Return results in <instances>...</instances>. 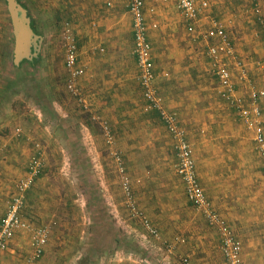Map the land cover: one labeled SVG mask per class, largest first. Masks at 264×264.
Masks as SVG:
<instances>
[{"label": "crops", "instance_id": "obj_1", "mask_svg": "<svg viewBox=\"0 0 264 264\" xmlns=\"http://www.w3.org/2000/svg\"><path fill=\"white\" fill-rule=\"evenodd\" d=\"M17 1L27 10L31 27L40 37L38 51L26 61L40 60L43 66L36 69L41 83L39 81L38 85L32 86L35 101L26 98L22 101L12 84L0 85V224L7 203L17 191V183L26 176L28 160L35 152L34 145L38 143L45 167L27 191L21 215L33 227L56 223L53 230L56 229L52 231V237L48 238L43 258L34 264H58V260H61L59 264H75L78 259V253L75 254L74 250L73 256L68 257L72 253L70 248H61L63 257L57 255L55 252L58 250L54 251L52 247L54 238L63 239L60 229L64 224L58 215L65 214L60 209L62 197L52 199V179L59 174L51 170L54 168L59 172L66 167H74V163L79 165L83 159L87 167L95 168L92 183L97 188V195L113 209L109 210L111 215L108 217L116 219L121 215L123 222L129 221L131 228L129 233L127 231L128 238L139 239V246L143 245L140 238L148 237L156 243V239L150 235H140L144 227L139 226L141 223L138 220L139 224H133L124 209L119 207L120 197L115 179L105 173L107 168L114 166L97 125L89 119L92 115L107 121L117 148L123 151L126 169L132 172L133 179L140 178L141 184L134 185V192L138 195L142 212L164 240L176 245L174 252L166 256L167 262L178 264L184 257L188 264H226L220 252L218 233L215 229L209 231L208 228L198 227L196 220L199 216L186 198L182 180L180 189L177 188L178 184L174 186L171 181L173 176L169 171L174 173L177 161L172 147L173 140L158 111L144 99L136 80L137 65L133 55L129 0ZM194 1L197 4L206 1L208 7L200 11L195 25L190 27L182 16L178 0H143L146 36L154 66L153 87L164 100V108L177 112L178 121L194 141L193 158L198 181L214 210L241 242L243 264H264V224L259 225V218L252 217L254 213L247 215L242 222L246 231L236 232L232 228L235 226L233 219L226 220L223 216L225 213L230 215L240 211L239 206L243 204H252L260 190L261 175L255 172V167L263 163L256 151L250 149L253 137L232 131L230 123L216 135L210 131L211 122L207 111L202 115L203 119H197L194 115L196 106L201 104L198 90L195 89L199 85L194 77L203 75L205 62L211 71L207 58L210 39L207 38L213 19L223 24L236 55L247 62L249 75L258 82L261 80L260 75H264V67L259 66L264 63V46L255 37L254 31L256 7L249 0ZM258 1L257 8L264 17V0ZM214 3L220 4L215 7V11L212 10ZM64 24H69L73 30L77 64L84 68V74L78 78L77 84L86 108L71 99L66 90L68 74L64 67L61 34ZM9 27L5 7L0 2V29L6 34L5 30ZM8 40L4 36V42ZM233 69L238 71L231 65L232 82L235 78ZM220 89L218 83L216 90L219 94ZM241 89L243 91L238 92L239 96H244L245 106H251L247 86L243 84ZM19 99L28 103L23 105L22 110L18 109ZM258 101L260 111L264 110V99L261 97ZM30 106L37 109L43 107L46 112L41 114L38 110L32 111ZM48 113L54 117L51 118ZM226 140H233L232 150L239 155L242 153L239 167L222 166L223 158L219 150ZM239 194L246 197L244 203L234 202V197ZM163 199L170 200V204L175 199V204L179 205L172 211H166L162 208L165 203ZM241 211L248 213V209ZM77 220L80 222L77 230L81 237L85 215L77 217ZM245 233L248 235L244 236ZM25 234L18 231L8 241L7 249L1 254V264H25V257L31 252L30 236ZM177 238L183 241L179 242ZM184 241L187 243L181 245ZM156 244L159 250L166 247L159 242ZM143 248H140L141 251ZM128 256L119 258L118 264L146 262L142 254Z\"/></svg>", "mask_w": 264, "mask_h": 264}, {"label": "rangeland", "instance_id": "obj_2", "mask_svg": "<svg viewBox=\"0 0 264 264\" xmlns=\"http://www.w3.org/2000/svg\"><path fill=\"white\" fill-rule=\"evenodd\" d=\"M214 1H217V0H214ZM0 2L3 3V6L5 7L6 18L10 24V27L5 30L6 34H4L2 29H0V85L2 83L12 84L15 86L14 90L18 91L17 93H19V97L20 99H22V101H23V98H26L27 100L32 99L30 101H35L32 97L33 92H34L32 90V86L36 84L38 85L39 81L41 83V80L39 76L37 75L36 69L37 70L41 69L43 65L40 64V60L38 61L33 60L32 62H30V61H26V59H23L22 61H20L18 65L15 64V61H14V41L15 40H14L12 25L10 21V16L7 10L6 1L0 0ZM249 3L252 6L254 4L253 0H249ZM217 6H220V4L214 3V5L212 6V10L215 11V7ZM256 17H255L256 28L254 29L255 37L258 38V40L262 42L264 46V38L259 28ZM4 36H7L9 38L7 43L4 42ZM63 50H64V47H63ZM202 56L204 58L203 51H202ZM242 62L245 65V72H246L245 78L240 79L239 72L233 69V74L235 77L233 80V83H235L233 85L235 94L239 96L238 92H240V90L243 91V89H241V87H243V84L247 86L246 91H247V94L249 93V95L252 90H263L264 91V86H263L264 85V75H260L261 80L258 82L257 79H254L253 76L249 75V69L246 64L247 62L246 61L244 62L243 60ZM259 66L264 67V63H260ZM202 70H203L204 76L200 75L199 77H194V79L199 85V87L195 89L198 90L199 101H201V104H199V106H196V112L194 114L195 117L197 119L202 118L203 117L202 115L206 113L207 111L208 116L210 118V122H211L210 131L216 135H218L217 134L218 132L223 131L224 128L227 127V124L230 123L232 124L230 125V127L232 128V131H235L236 133H241L242 135H245V133H247L250 135V137H253L252 132L244 125L241 118L239 117L237 112L234 110V108H232L231 105L223 97H221L219 92L216 90V86L218 84L217 80L215 76L213 75L212 71H210L209 66L207 65L206 62H205V69L203 68ZM67 93L71 99L76 101V99L68 91ZM243 97L241 98L244 100ZM20 99H19L20 104L18 105L19 107L18 109L22 110L23 105H28V103H23ZM262 99H264V96L262 97ZM31 104L33 105V103H29V105ZM30 108H32V111L38 110L37 112H40L41 114H44V112H46L43 107H41L40 109H37L36 107L30 106ZM80 109L83 113H85L81 107ZM175 113L179 120V116L176 111ZM261 114H262V118H264L263 109L261 111ZM47 115L50 116L51 118L54 117L50 115L49 113ZM188 118L189 117H187V119ZM89 119L93 122V124L97 125L99 129V133L102 137V142H104V145L107 148L106 152L109 155V158L114 166V167L107 168L105 173L109 175V178L115 179L116 191L120 197L119 207H121V209H124L126 216L128 217L130 221H133V224L138 223L137 219L133 216L132 212L130 211L128 204L126 202L124 193L122 191L121 173L118 170L113 153L116 152L118 156H120L121 163L123 166V172L127 175V177L130 180V188L133 194L135 205L137 206L138 209L143 211L140 208L141 206L139 205L138 195L136 196L134 192V185H140L141 180L140 178H137L136 180L133 179L131 177L132 172L126 169L124 165L123 151L117 148L115 139L112 133H111L112 140L109 142H106L107 140L104 137L101 131V127L98 124L97 120H95L92 115L90 116ZM191 119H192V115H191ZM262 121H263V127H264V120ZM179 124L184 129L186 139L190 143L193 154H194V148H193L194 141L191 140L189 132H187V129L182 126L183 124L181 125L180 121H179ZM233 142H234L233 140H226L225 142H222L223 148L220 149L219 152L223 158V164H222L223 167L230 168L234 165H237L239 167L240 165L239 162H240V159H241L240 157L242 156V153L239 155L237 151L232 150L234 146L231 144ZM250 149H253L252 140H251ZM75 158L77 160L81 159L80 157H75ZM73 166L74 167H66L65 170H62L59 172L56 169L57 173L54 168H52L51 170L52 172H54V174H59L57 175L58 176L57 178L52 179L53 180L52 183L54 184V187H53L54 192L52 194L53 195L52 199L57 198V197L60 198V196L62 197L60 209H61V212L65 214V216H63L62 214L58 215L59 217H61L62 223L64 224L62 226L63 229L62 228L60 229L62 230L61 232L64 235L63 239L61 237L54 238L53 243H52L53 250L54 251L58 250L55 252L57 255H60V254L62 255L61 248H63L64 250L67 248L68 249L70 248V251H72V253L68 255V257L73 256V250L75 254L76 252L78 253V255H76L78 259L75 260L76 261L75 264H118L117 260L119 258H124L126 256L129 257L128 256L129 254L131 255L142 254V257L146 259V262H141V263L131 262L130 264H172V263L167 262L166 256H170L171 253L174 252L176 245H173L171 242L166 241L161 237L160 240H154V241H156V243L159 242L162 245L165 243H169L171 245V249L169 250L166 247L165 248L163 247L165 250L164 249L159 250L157 248V244L149 240L148 237H146L145 239L140 238V241H142L141 243L144 245V246L142 245V247H145L143 248V251H141L140 248L142 247L139 246V243H138L139 239L130 240L128 238L127 231L129 233V228H131L129 221L123 222L122 218H120L121 215L118 216L116 219L115 218L113 219L112 217H108L109 215H111L109 213V210L112 209V207H109L108 204H106L103 201V199L99 198V196L97 195V188H95L92 183V180L95 175L94 174L95 168L87 167V164H85V159H83L81 164L76 165V163H74ZM44 167L45 166H43V168ZM169 172H171L173 176L171 181L174 182V186L175 184H178L177 188L180 189L181 187L179 184L181 183V179L176 173V168L174 171L175 174L173 173V171H169ZM255 172H259V174L261 175L260 190L255 196V198L253 199L252 204H243V206H239L241 210L248 209V213H244L243 211L240 210V211H236L235 213H231L230 215H228V213H225L226 214L225 215L218 210L220 214H223L226 220L227 218L233 219L235 226L232 228L236 232L246 231V229L243 228L242 226L244 225L243 224L245 221L244 219L247 217V215L251 216V213H254L252 217L259 218V221H260L259 225L264 224V165L260 164L259 166H256ZM59 176H61L62 178L59 179ZM241 191L245 192L244 189H242ZM150 193H153V192H150ZM245 198H246L245 196H242L239 194L238 196L234 197V202L241 201L244 203ZM173 200L177 203V200L175 199ZM163 201H165V203L163 204L162 208L165 209L166 211H172L176 205L177 206L179 205V204H175L174 201H173L174 202L173 204L172 203L170 204V200L163 199ZM64 202H66V204H64ZM253 203H255L254 204L255 206L253 205ZM252 207H253V210H252ZM116 208L114 209L116 210ZM194 211L199 216L198 219L196 220L198 227L199 228L205 227V228H208L209 231H213V228H211L205 222V219L203 218L200 211H198L197 209H194ZM81 215H85V224L84 226H82V229L84 231L80 237L79 232L77 230L80 222L77 220V217L79 218V216ZM48 226L50 227V230H49L50 232H49V237H48L50 239V236L52 237L51 235L52 231L54 232V230L56 229L55 228L53 230V227L56 226V223H50ZM139 226L143 228L141 224H139ZM145 234L147 236V233L144 230L140 235H145ZM25 235H29V234L26 233ZM245 235H248V233H245L244 236ZM66 241H68V243H64ZM185 243L187 242L184 241V243H182L181 245ZM59 244L61 245L63 244V245L59 246ZM263 244H264V241H263ZM115 255L121 256V257L115 258ZM28 256L29 255L27 254L25 257V261L27 260ZM62 256L64 257V255ZM41 258H43V255L40 258H38L36 261H38ZM183 258L184 257H182L181 259ZM59 259H61V256H59ZM181 259L179 260L178 264L183 263ZM60 261L61 260H58V264L60 263Z\"/></svg>", "mask_w": 264, "mask_h": 264}, {"label": "built area", "instance_id": "obj_3", "mask_svg": "<svg viewBox=\"0 0 264 264\" xmlns=\"http://www.w3.org/2000/svg\"><path fill=\"white\" fill-rule=\"evenodd\" d=\"M253 2L256 7V19L264 38V17L257 8L258 2L256 0H253ZM178 7L188 26L191 27L198 20L200 11L208 7V3L202 1L197 4L194 0H178ZM129 12L132 17L133 27V55L137 65L136 80L142 89L144 99L158 111L161 121L171 135L173 151L177 158L176 173L184 184L186 198L195 209L200 211L206 223L218 233L220 252L226 264H243L241 242L234 235L226 221L214 210L198 181L193 151L186 139L184 129L179 124L176 113L164 108L162 98L156 94L153 87L154 66L151 58V48L146 36L147 27L143 15V0H129ZM61 34L64 47V67L68 74L66 89L83 108H86L81 89L77 84L78 78L84 74V68L77 64L78 54L75 35L69 24H64ZM207 39H210L207 45V58L211 71L220 85V96L234 108L244 125L252 132L253 149L260 156L264 165V127L262 114L257 105L258 99L264 96V91L252 90L250 92L251 106H245V101L235 94L231 65L238 69L240 79L245 78V66L236 55L232 40L221 22L213 19L212 28ZM94 119L100 125L102 133L107 140L106 142L111 141L112 136L107 121L97 116ZM34 148L35 152L27 163L26 176L17 183V191L7 203L5 214L0 224V264L1 254L7 249L8 241L18 231L26 232L30 236L31 252L25 264H33L40 258L48 241L50 232L48 225L33 227L26 223L21 215L27 191L38 179L44 166L40 145L36 143ZM113 156L121 173V187L130 211L142 224L148 235L160 240L161 236L158 231L135 205L130 188V180L123 172L120 156L116 152L113 153ZM176 240L179 242L183 241L179 238ZM165 246L167 249H171L170 244L165 243ZM182 262L183 264H188L187 259H183Z\"/></svg>", "mask_w": 264, "mask_h": 264}, {"label": "water", "instance_id": "obj_4", "mask_svg": "<svg viewBox=\"0 0 264 264\" xmlns=\"http://www.w3.org/2000/svg\"><path fill=\"white\" fill-rule=\"evenodd\" d=\"M14 35V61L18 65L38 51L40 37L31 27L27 10L17 0H5Z\"/></svg>", "mask_w": 264, "mask_h": 264}]
</instances>
